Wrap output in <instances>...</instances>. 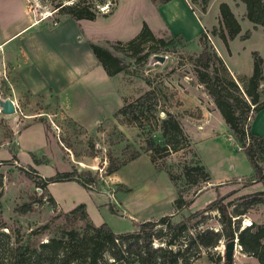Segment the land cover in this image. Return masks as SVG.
Listing matches in <instances>:
<instances>
[{"label": "rangeland", "instance_id": "1", "mask_svg": "<svg viewBox=\"0 0 264 264\" xmlns=\"http://www.w3.org/2000/svg\"><path fill=\"white\" fill-rule=\"evenodd\" d=\"M149 1L158 4L157 0H114L109 7H99L94 20L75 22L54 14V7L64 0H0V41L28 26L0 47V101L11 91L10 67L4 70L1 57L16 64L17 77L25 76L40 91L34 96L19 91L12 99L15 112L0 114V221L6 225L5 233L21 236L39 230L36 242L45 241L62 224L54 217L80 204L93 226L104 223L115 234L131 232L135 224L163 216H171V223H176L190 213L206 210L214 199L230 192L223 201L230 204L228 211L252 203L240 217V228L251 223L264 225V196L258 194L264 189L251 180V167L221 117L218 121L211 117L216 108L197 82L199 68L194 63L202 43H207L225 68L228 62L247 71L250 52L264 57V30L250 32L244 41H231L229 50L228 40L226 51L210 30L218 27L217 7L225 2L242 33L251 31L249 26L245 30L249 22L239 0H209L204 13L199 5L186 0L203 25L204 38L170 42L171 34L163 30L152 34L163 39V44L145 41L133 45L140 51L136 57L153 50L144 62H134L129 52H117L123 48L115 43L132 39L142 23L159 29L158 13ZM35 19L39 21L31 24ZM88 43L114 47L124 71L106 77L101 68L94 67ZM154 57H162V62ZM215 69L219 71L217 64ZM147 91L152 97L136 121L118 116L124 104ZM164 113L176 118L184 137L173 143L178 151L168 154L161 150L159 130ZM259 127L264 129V123L255 126ZM150 142L152 150L146 152ZM133 151L139 153L136 159L106 174L107 167L123 162ZM198 165L208 175L207 183L201 182ZM72 171L76 174L69 179L76 182L47 181ZM178 196L188 204L175 210L173 201ZM21 205L28 206V211L21 212ZM52 219L49 228L40 230ZM191 224L196 225L187 236L203 229L220 231L221 227L214 210L203 212ZM226 243L221 239L191 264H224ZM160 245L153 242V247ZM231 263L257 264L237 248Z\"/></svg>", "mask_w": 264, "mask_h": 264}, {"label": "trees", "instance_id": "2", "mask_svg": "<svg viewBox=\"0 0 264 264\" xmlns=\"http://www.w3.org/2000/svg\"><path fill=\"white\" fill-rule=\"evenodd\" d=\"M157 1L158 4H164L171 0ZM189 1L199 5L200 12L204 13L209 0ZM64 2L54 7V14L73 21H92L99 14V7L114 4V0H64ZM239 2L244 6V17L252 24V30L257 27L264 30V0ZM217 10L218 27H211L210 34L217 37L227 51V41L239 33V25L226 4L220 3ZM249 36L250 31H245L239 39L245 40ZM203 38L204 33H201L199 39ZM182 39L179 35H171L169 38L170 42ZM145 41L158 44L164 42L163 39H155L147 26L142 24L132 39L125 43L120 41L115 43V46L123 48L122 51L117 49L116 51L122 55L129 52L128 56L135 58L134 62H144L153 54V50L148 49L140 57H136L140 51L133 49V45ZM87 46L107 77L124 71L123 60L113 52L114 47L110 45L108 48L93 43H88ZM250 56L252 64L250 76L237 79L230 76L222 62L211 53L207 43H202L194 63L199 68L196 71L197 82L211 98L236 146L251 167V180L260 183L264 189V143L260 136L250 131L253 116L264 108V58L256 52H251ZM215 64L219 66V71L215 69ZM260 93L263 94L260 96ZM151 97L152 92L147 91L133 102L124 104L117 111L118 116L136 121L138 116L143 114L144 105ZM159 130L162 138L161 150L164 154L178 151L179 148L173 143L177 139L184 140V137L176 118L164 113ZM152 147L153 143L150 142L146 152L151 151ZM138 156L139 153L133 151L123 162L107 167L106 174L117 171ZM29 157L35 161L32 154ZM196 168L202 173L201 182L207 183L209 178L202 166L198 165ZM186 171L184 168V172ZM72 174L75 175V171L70 174H58L47 181L49 183L57 182L59 179H66L62 180L65 182L78 181L69 179ZM86 176H89V173H86ZM230 194L232 192L228 195ZM258 194L264 196V190ZM228 195L217 197L206 206V210L190 213L176 223H171L169 219L171 216H163L156 221L137 223L133 231L120 234L113 233L104 223L93 226L82 204L54 217L61 219L62 224L57 225L52 235L45 241L36 242L39 230H30L21 236L16 232L5 233L2 229H5L6 225L0 221V264H191L201 252L207 253L216 247L221 239L226 243L234 236L242 253L252 257L257 264H264V225L251 223L240 230V217L252 203L247 204L242 210L233 207L228 211L230 204L223 203ZM187 204L188 202L183 201L181 196L173 201L175 210L184 208ZM20 210L26 212L28 206L21 205ZM211 210L216 211L219 216L220 231L203 229L187 236L196 225L191 224V221L203 212ZM53 220L40 227V230L49 228ZM153 242H160L163 245L153 247Z\"/></svg>", "mask_w": 264, "mask_h": 264}, {"label": "crops", "instance_id": "3", "mask_svg": "<svg viewBox=\"0 0 264 264\" xmlns=\"http://www.w3.org/2000/svg\"><path fill=\"white\" fill-rule=\"evenodd\" d=\"M150 4L152 5V7L154 9H156V11L158 13V16H159L158 20H159V24H160L159 29H157V30L156 29H152V28L149 29L148 26L146 25V23H142V24H145L153 35L156 34V33L162 32L164 30V31L168 32L169 34H171L173 36L179 35L183 39H195L201 34L202 29H203V25L200 24V20H198L199 18H196V14L190 10L186 0H171V1H169L167 3H164V4H152L150 2ZM224 4H226L230 8V4L229 3H225L224 2ZM240 6H242V10H244V6L241 3H240ZM37 21H39V20L35 19L31 24H33L34 22H37ZM80 21H82V20H80ZM75 22H79V21H75ZM238 24H239L240 31L234 37V39L229 40V42H228V50H229L230 42L235 40V39L240 40L239 36L243 34L242 33V30H243L242 26H241L240 23H238ZM210 26H212V25H210ZM248 26L251 29L250 32H252V31L256 32V31L260 30V27H257L255 30H252V24H250V23L249 24L247 23V25L245 26V30H247ZM27 27H25V28H27ZM25 28L16 31L14 34L10 35L5 40L0 41V47L2 46L3 43H5L9 39H11L12 37L17 35L21 31H23ZM89 52H90V50H89ZM222 52L223 51L221 50V53ZM252 52H255V51H252ZM90 54H91V52H90ZM231 57H232V54H231ZM1 59L3 60V64L4 63L6 64V69H5V66H4V70H8L7 66L10 67V71L8 72L7 76H9V81H8V85L9 86L8 87L11 89V91H9L10 95L7 96V99H9L10 101H12V99H16V96L18 95L19 91H24V92H26V94H28L30 96H34L35 94L38 95L37 92L40 93V91H35L34 90V88L31 86V84H29V82H28V80H27V78L25 76L17 77L16 64L10 63L9 60L6 58V56L4 58L1 57ZM93 61H94V67L95 68H98V67L101 68L98 65V63L96 62V60L94 59V57H93ZM227 63L225 64V66H226L229 74H231L232 76L233 75H235L237 77L238 76H248L251 73L252 64H251L250 68H248L247 71L244 70L243 72H241L237 68L236 69L233 68L229 63L227 65ZM250 63H251V56H250ZM101 71L106 76V74L104 73L102 68H101ZM1 73H2V69L0 70V74ZM4 79L6 80V76L5 75H4ZM41 88H42L41 89V91H42L43 87H41ZM12 92H13V95H12ZM12 103H13V101H12ZM199 108H201V106ZM210 114L212 115L211 117L213 118V120L218 121L220 119V116H219L218 112L215 109H213L212 112H210ZM202 117H203V119H205L204 113H202ZM259 123H264V108L261 109L260 111H258L253 116L252 120L250 121V131L252 133L256 134L257 136H260L262 138V140H263V143H264V129L259 130L260 127L258 129L255 128V126L258 125Z\"/></svg>", "mask_w": 264, "mask_h": 264}, {"label": "water", "instance_id": "4", "mask_svg": "<svg viewBox=\"0 0 264 264\" xmlns=\"http://www.w3.org/2000/svg\"><path fill=\"white\" fill-rule=\"evenodd\" d=\"M155 60L162 62V57H154ZM15 112L14 105L12 101L9 99H5L3 101H0V114L4 115H11ZM243 229V227L240 228V230ZM240 249V247L237 244V238L236 236L231 241L227 242L224 245V261L227 264H232V256L235 251V249Z\"/></svg>", "mask_w": 264, "mask_h": 264}, {"label": "built area", "instance_id": "5", "mask_svg": "<svg viewBox=\"0 0 264 264\" xmlns=\"http://www.w3.org/2000/svg\"><path fill=\"white\" fill-rule=\"evenodd\" d=\"M13 105L15 106V104L13 103Z\"/></svg>", "mask_w": 264, "mask_h": 264}]
</instances>
